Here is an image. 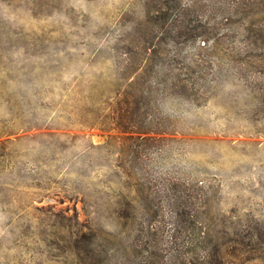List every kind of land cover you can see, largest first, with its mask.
<instances>
[{
  "label": "rangeland",
  "instance_id": "obj_1",
  "mask_svg": "<svg viewBox=\"0 0 264 264\" xmlns=\"http://www.w3.org/2000/svg\"><path fill=\"white\" fill-rule=\"evenodd\" d=\"M133 79L154 140L101 123ZM18 127L0 264H72L84 222L107 264H264V0H0V134Z\"/></svg>",
  "mask_w": 264,
  "mask_h": 264
},
{
  "label": "trees",
  "instance_id": "obj_2",
  "mask_svg": "<svg viewBox=\"0 0 264 264\" xmlns=\"http://www.w3.org/2000/svg\"><path fill=\"white\" fill-rule=\"evenodd\" d=\"M129 47L131 51L135 50L134 44H129ZM153 52L156 54L158 53V50L156 48H153ZM140 74H142V72ZM139 85L140 81L133 79L127 85L130 89L124 91V94L121 91V86H118V88H116L114 92L112 91V94L114 93L113 95L117 98L116 106L112 108L111 112L104 117L101 123L104 124L110 122L122 131L136 133V136H130L131 139H142L148 141L154 140L158 137H153L149 135L150 133L162 134L167 133V131L162 126L163 124L155 123L153 119H150V114L142 104V99H150V97L144 94V91L139 88ZM149 89H152V87L149 86ZM121 93L123 94V96L118 97ZM147 103L149 104L150 102L147 101ZM94 121L95 122L93 123L95 124L99 123V120L97 118ZM21 129L25 131L27 128L18 127L3 130L0 136L18 134ZM11 142L12 140L7 138L1 141V145L5 147L8 146V144H10ZM123 203V199H119L114 203V205L116 206H113V204H111L112 206H110V208H114V210L120 211ZM128 204H131L133 208H135L136 206L131 201H129ZM75 234L76 235L73 245L75 247V254L77 257L75 258V261L72 262V264H107V260L110 257L109 252L111 249L109 246L107 247V242L112 241V238H110L108 234L99 232L92 223L89 224L88 222L82 223L81 227L78 228ZM200 258H202L204 262L209 263L210 261H213L215 257L207 254L205 256H201ZM187 259L188 258L183 259L180 263L172 261L171 264H186ZM176 260L180 261L179 257H177ZM161 261V264L170 263L166 259L165 255H162Z\"/></svg>",
  "mask_w": 264,
  "mask_h": 264
}]
</instances>
